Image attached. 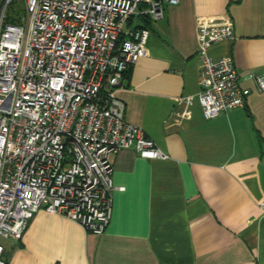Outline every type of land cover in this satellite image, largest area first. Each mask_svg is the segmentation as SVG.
<instances>
[{"label": "crops", "instance_id": "obj_1", "mask_svg": "<svg viewBox=\"0 0 264 264\" xmlns=\"http://www.w3.org/2000/svg\"><path fill=\"white\" fill-rule=\"evenodd\" d=\"M227 15L234 38L212 44L229 54L250 89L243 106L205 118L196 98L187 115L177 97L199 84L198 17ZM148 28L145 54L124 73L116 95L126 121L165 153H109L112 209L101 234L39 208L19 239L4 243L7 264H264V0H179Z\"/></svg>", "mask_w": 264, "mask_h": 264}, {"label": "built area", "instance_id": "obj_2", "mask_svg": "<svg viewBox=\"0 0 264 264\" xmlns=\"http://www.w3.org/2000/svg\"><path fill=\"white\" fill-rule=\"evenodd\" d=\"M179 0H0V237L19 239L39 209L103 233L112 209L109 153H165L124 118V73L145 54L149 30L134 15L163 17ZM229 16L198 17L199 88L177 97L176 122L194 98L205 118L243 106L229 54L209 47L234 38ZM259 90L264 78L248 71ZM264 212V199L259 203ZM0 264H7L0 242Z\"/></svg>", "mask_w": 264, "mask_h": 264}, {"label": "rangeland", "instance_id": "obj_3", "mask_svg": "<svg viewBox=\"0 0 264 264\" xmlns=\"http://www.w3.org/2000/svg\"><path fill=\"white\" fill-rule=\"evenodd\" d=\"M12 239H10V238H4V237H0V242H4V243H8V242H10Z\"/></svg>", "mask_w": 264, "mask_h": 264}, {"label": "trees", "instance_id": "obj_4", "mask_svg": "<svg viewBox=\"0 0 264 264\" xmlns=\"http://www.w3.org/2000/svg\"><path fill=\"white\" fill-rule=\"evenodd\" d=\"M147 16H148V15H141V17H144V18H146ZM130 19H131V18H130ZM130 19H129V20H130Z\"/></svg>", "mask_w": 264, "mask_h": 264}]
</instances>
